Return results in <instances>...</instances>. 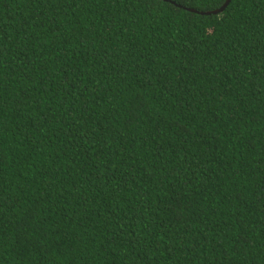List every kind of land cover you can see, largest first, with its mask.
<instances>
[{"label":"trees","instance_id":"1","mask_svg":"<svg viewBox=\"0 0 264 264\" xmlns=\"http://www.w3.org/2000/svg\"><path fill=\"white\" fill-rule=\"evenodd\" d=\"M0 0V264H264V0Z\"/></svg>","mask_w":264,"mask_h":264},{"label":"water","instance_id":"2","mask_svg":"<svg viewBox=\"0 0 264 264\" xmlns=\"http://www.w3.org/2000/svg\"><path fill=\"white\" fill-rule=\"evenodd\" d=\"M231 1H232V0H228V1L226 2V4H225L221 9H219V10H216V11H214V12L203 13V15H218V14H221V13H223V12L225 11V9L229 6V4H230Z\"/></svg>","mask_w":264,"mask_h":264}]
</instances>
